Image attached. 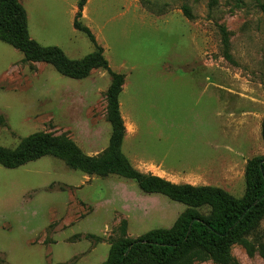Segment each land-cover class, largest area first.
<instances>
[{
  "label": "rangeland",
  "instance_id": "rangeland-1",
  "mask_svg": "<svg viewBox=\"0 0 264 264\" xmlns=\"http://www.w3.org/2000/svg\"><path fill=\"white\" fill-rule=\"evenodd\" d=\"M17 2L30 39L40 46L57 47L72 61L93 52L72 27L78 0ZM208 2L87 0L80 23L110 69L125 77L121 152L130 165L176 185H218L240 199L246 162L264 157V0H217L213 10ZM184 7L193 20L183 15ZM23 59L0 42V147L14 151L22 139L43 134L73 142L87 157L106 152L109 75L95 69L86 79L72 80L46 63ZM224 120H241V126ZM235 132L233 139L221 135ZM227 146L243 155L230 172L190 170L204 168ZM184 210L163 196L142 193L133 181L88 176L52 157L13 170L0 166V264H102L109 240L122 227L137 239L170 229ZM249 241L254 255L234 245L230 264H264L257 252L264 245V220ZM193 264L216 263L202 256Z\"/></svg>",
  "mask_w": 264,
  "mask_h": 264
},
{
  "label": "trees",
  "instance_id": "trees-1",
  "mask_svg": "<svg viewBox=\"0 0 264 264\" xmlns=\"http://www.w3.org/2000/svg\"><path fill=\"white\" fill-rule=\"evenodd\" d=\"M208 1L209 10L216 8L217 0ZM86 3L87 0H78L72 23L73 29L85 35L93 46V52L81 60H69L59 48L42 47L31 40L26 13L17 0H0V42L22 53L24 62L46 63L68 79L83 80L92 70L105 71L111 80L105 94L106 116L111 128L108 150L100 156L87 157L69 140L34 134L22 139L14 151L0 147V166L13 170L52 157L62 161L68 169L88 176L105 178L114 175L133 181L142 193L160 195L185 207L170 229L153 230L130 239L122 227L120 236L109 240V253L102 264H193L202 256L216 264H230L229 250L234 245L242 246L249 256H253L255 247L249 238L260 231L264 220V157L247 161L245 191L240 199L220 188L176 185L135 170L121 152L125 127L119 111V96L125 77L110 69L103 49L91 31L80 23ZM182 12L188 20H193L187 8H182ZM221 35L225 57L229 59L223 29ZM261 139L264 142V119ZM85 239L93 240L95 245L101 243L100 238L92 235ZM257 252L264 259L263 244L257 246Z\"/></svg>",
  "mask_w": 264,
  "mask_h": 264
},
{
  "label": "crops",
  "instance_id": "crops-1",
  "mask_svg": "<svg viewBox=\"0 0 264 264\" xmlns=\"http://www.w3.org/2000/svg\"><path fill=\"white\" fill-rule=\"evenodd\" d=\"M124 84H125V79H124ZM123 87H124V85H123ZM123 87H122L121 93L123 92ZM119 111H120V103H119ZM120 115H121V113H120ZM121 118L123 120V116L122 115H121ZM224 122L226 124H230L229 126H234L236 128H237V126L238 127L241 126V120H224ZM221 135L224 138L229 137V138L233 139L234 137H236V132L233 133L232 135L231 134H225V133H221ZM237 136H238V134H237ZM124 142H125V140H124ZM211 145H212V147H215L216 146L214 144H211ZM224 151H226L225 154H223L221 156L217 154L216 157H212V158L210 157L209 160H206L207 162L204 164V168L195 167V168H192L190 170H195V172H198V173H207V172L208 173H213V172L228 173V172H230L231 171V167L235 165L232 162L233 161H236L237 158L242 159L243 158V155L240 152H237L236 150L235 151L232 150L228 146L226 148H224ZM163 159H165V158L162 157V160ZM156 177H159L160 178L161 176H158L157 175ZM161 178L164 179L163 177H161ZM164 180H166V179H164ZM179 185H191L193 187H205V186H209V187L220 188L218 185H212V184H209V183H204V184H199V185H193V184L187 183V184H179Z\"/></svg>",
  "mask_w": 264,
  "mask_h": 264
}]
</instances>
